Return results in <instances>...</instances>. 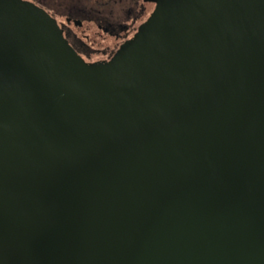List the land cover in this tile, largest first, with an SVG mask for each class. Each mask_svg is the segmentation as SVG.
<instances>
[{"label":"water","instance_id":"obj_1","mask_svg":"<svg viewBox=\"0 0 264 264\" xmlns=\"http://www.w3.org/2000/svg\"><path fill=\"white\" fill-rule=\"evenodd\" d=\"M82 58L0 0V264H264V0H142Z\"/></svg>","mask_w":264,"mask_h":264},{"label":"flooded vegetation","instance_id":"obj_2","mask_svg":"<svg viewBox=\"0 0 264 264\" xmlns=\"http://www.w3.org/2000/svg\"><path fill=\"white\" fill-rule=\"evenodd\" d=\"M55 18L70 46L96 63L107 61L130 39L143 11L142 0H30Z\"/></svg>","mask_w":264,"mask_h":264}]
</instances>
